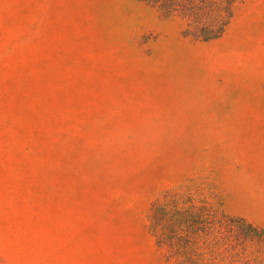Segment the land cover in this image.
<instances>
[{"label":"rangeland","instance_id":"1","mask_svg":"<svg viewBox=\"0 0 264 264\" xmlns=\"http://www.w3.org/2000/svg\"><path fill=\"white\" fill-rule=\"evenodd\" d=\"M185 29L139 0H0V264H178L150 230L166 193L219 263L264 264V0Z\"/></svg>","mask_w":264,"mask_h":264},{"label":"trees","instance_id":"2","mask_svg":"<svg viewBox=\"0 0 264 264\" xmlns=\"http://www.w3.org/2000/svg\"><path fill=\"white\" fill-rule=\"evenodd\" d=\"M139 1L157 8L166 17H179L185 23V35L204 41L223 35L236 3V0ZM201 210L202 207L190 199H182L178 193H166L152 206L150 230L158 246L166 248L178 264H221L214 256L220 237L214 236V229L205 225ZM235 221L247 230L253 228L250 224L245 226L241 219Z\"/></svg>","mask_w":264,"mask_h":264}]
</instances>
